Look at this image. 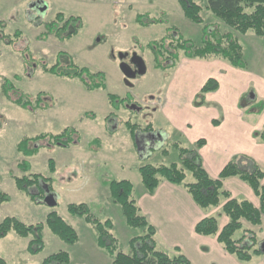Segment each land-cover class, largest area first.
<instances>
[{
	"label": "rangeland",
	"instance_id": "rangeland-1",
	"mask_svg": "<svg viewBox=\"0 0 264 264\" xmlns=\"http://www.w3.org/2000/svg\"><path fill=\"white\" fill-rule=\"evenodd\" d=\"M43 1L47 7L41 10L38 6ZM198 1L203 6L205 23L220 26L222 31L229 28L207 8V0ZM59 11L66 16H80L83 23L77 34L63 40L46 27V22ZM146 12L149 18L165 21L142 25L136 17L138 13ZM169 26L191 44L198 46L203 43V24L185 16L179 0H0V33L11 34L16 29L23 32V38L16 44L0 39V189L11 196L10 200L0 203V221L13 215L26 223L43 222L45 241L40 252L30 253L27 246L32 236L24 237L11 230L0 237V256L14 264H40L47 255L67 250L71 254L69 264H110L112 256L98 244L96 228L84 217L70 213L67 208L70 202L86 201L98 217L112 218L115 224L113 233L124 251H130L132 236L145 232L144 227L127 224L121 205L111 198L109 180L131 179L134 183L133 196L138 197L141 194L140 185L144 186L138 170L141 163L146 160L181 163L179 147L174 143L197 146V141L188 137L187 127L176 128L163 109L169 100L188 102L183 95L175 97L170 94L176 70L157 68L153 51L147 45L149 41L166 35ZM259 39L263 43L264 37L259 36ZM26 46L29 50L25 55L21 48ZM132 51L145 58L147 71L130 78L133 83L130 85L125 82L120 68V53L127 52L126 58H123L127 61V55ZM180 53L186 56L183 50ZM248 56L249 46L246 43V61ZM27 57L31 59L27 60ZM32 58L38 62L37 65L29 64ZM72 59L93 71L104 72L106 88L88 89L78 77H61L44 71L40 66L41 62L51 64L56 61L65 65ZM6 79L17 88L10 91L11 98L4 93ZM257 91L255 84H251L241 103H252V110L263 109L250 120L256 128L255 132L264 126V99L258 97ZM39 92L42 94L41 105H37ZM108 92L127 97L128 101L117 109L110 103ZM21 93L32 100L31 105L23 107L15 102L14 99ZM251 94L255 100L250 101ZM205 96L207 93L203 95L201 90L191 95L195 97L193 103L208 106L210 102ZM185 110H182L183 117L189 113ZM127 120L142 126H154L150 132L136 131L137 148ZM67 127L78 130V135L75 134V140L69 146L43 139L39 141L43 145L41 149L30 157L17 149L20 140L26 136L43 132L56 134ZM193 129L199 131V127H193L190 133L194 132ZM166 132L170 137L163 140ZM149 146L157 149L150 157L148 155L153 149H148ZM163 146L168 149L167 153L162 152ZM236 156L239 154L232 158ZM50 158H54L56 163L53 173L49 169ZM24 159L31 163L27 172L19 165ZM248 161L251 162V159ZM29 172L53 176L54 205L46 197L32 199L30 194L17 187L13 176ZM192 179L193 175L188 172L186 181ZM52 210H57L76 228L79 234L77 242H66L46 224L47 215ZM257 239L262 244L264 229L257 230ZM162 248L163 245H160ZM167 251L171 253L172 250ZM259 260L255 258L245 261V264H264V257Z\"/></svg>",
	"mask_w": 264,
	"mask_h": 264
},
{
	"label": "trees",
	"instance_id": "trees-1",
	"mask_svg": "<svg viewBox=\"0 0 264 264\" xmlns=\"http://www.w3.org/2000/svg\"><path fill=\"white\" fill-rule=\"evenodd\" d=\"M179 2L185 16L203 24V43L195 46L178 32L172 31V26H169L166 35L159 40L154 39L147 43L153 51L157 68L167 69L175 66L180 58L181 50L188 57H223L235 66L246 67L244 48L235 32L246 33L252 30L257 35L264 36V0H207V8L211 9L222 22L231 28L224 31L221 30L220 26L205 23L202 14L203 6L198 0H179ZM145 14L146 16H144ZM149 17L150 15L147 12L138 13L136 19L142 25L165 21L164 19L159 20ZM82 25L80 16H66L62 11L57 12L54 18L46 22L47 29L55 32L62 40L77 34ZM2 37L7 43L16 44L17 41L23 38V32L16 29L11 34H2ZM21 49L24 50L25 55L29 50L28 46ZM28 59L31 58L27 57ZM29 64L31 65L32 61ZM40 66L44 71L61 77H78L88 89L106 88L104 72L100 70L93 71L87 66L76 63L73 59L65 65L59 62L51 64L41 62ZM3 87L5 95L9 98H11L10 91L17 90L9 79L5 80ZM218 87L219 81L215 77H209L201 87V94L204 95V93L214 91ZM41 95V93L38 94L37 105H41ZM107 95L110 103L115 105L117 109L128 101L127 97H121L112 92H108ZM14 100L23 107L32 104V100L30 98L26 99L24 93L19 94ZM110 115H107V118ZM126 123L134 141L137 130L146 132L154 130L152 124L142 126L130 120H127ZM109 131L112 132L113 130L109 127ZM75 134L78 135V130L75 127H67L56 134L49 135L43 132L35 136H26L20 140L17 149L23 155L30 157L43 146L39 141L49 139L54 143L69 146L70 142L75 140ZM254 135L264 141V126ZM96 140L98 139L94 141ZM205 141V138H199L196 147L181 146L175 142L174 144L179 147L181 163L144 161L138 167L142 182L147 191L151 193L155 191L162 179H167L173 183H184L195 202L201 207L222 204V210L218 215H208L201 218L197 222L195 230L204 235H216L226 251L235 254L241 260H250L253 255L263 253V250L255 230L245 227L244 220L255 225L263 222L264 168L246 154H239L238 157L230 159L225 164L217 177H213L203 165L199 153V149ZM164 147L163 152L167 153L168 149ZM241 158H250L251 164L248 166L243 165ZM19 165L25 172L31 168V163L27 159H24ZM49 169L51 173L56 171L54 158L49 159ZM187 171L192 173L193 180L185 181ZM232 175L240 176L253 188L260 199V205H256L248 198H238L224 187V179ZM13 178L17 187L30 194L32 199L45 198L47 192L54 191V178L52 175L29 172L23 175H14ZM109 189L112 200L121 205L127 224L145 228L143 234L134 235L130 238V251L128 252L119 247V240L113 233L115 224L112 218L102 219L98 217L92 212L90 204L86 201L70 202L67 208L70 213L84 217L87 222L96 228L98 244L112 256L110 264H192L189 257L182 252L171 254L157 247L154 238L156 228L148 217L141 212L136 199L133 197L134 184L131 179L112 178L109 180ZM10 199V194L0 189V203ZM222 214L228 216V221L220 227L219 216ZM46 224L66 242L75 243L79 239L76 228L57 210L48 213ZM43 229V222L26 223L13 215H8L0 221V237L7 235L11 230H15L24 237L32 236L27 246L30 253H38L44 248ZM239 232L242 233L239 235ZM70 262L71 254L67 250H58L47 255L40 264H69ZM0 264L14 263L0 256Z\"/></svg>",
	"mask_w": 264,
	"mask_h": 264
},
{
	"label": "crops",
	"instance_id": "crops-1",
	"mask_svg": "<svg viewBox=\"0 0 264 264\" xmlns=\"http://www.w3.org/2000/svg\"><path fill=\"white\" fill-rule=\"evenodd\" d=\"M229 29L231 28L227 30ZM251 31L235 32L243 45L244 52L245 44L249 46L246 67L232 66L220 57L195 60L194 57L184 55H180L176 65L170 67L176 70L172 78L170 94L175 97L183 95L188 102L169 100L167 104H164L163 109L176 128L187 127L189 131L187 135L192 141L205 138L206 141L200 147L199 153L203 165L213 177L219 175L225 164L235 154H246L264 168V141L254 135L256 128L250 121L263 109L252 110L253 105L250 102L241 104L251 84H255L258 97L264 99V41L260 42V35L257 36L254 31L255 34ZM209 77H215L219 81L218 89L207 92L205 96L210 105L193 103L195 97L192 98L191 95L195 92L197 94V90H201ZM251 97L250 101L255 100L252 94ZM183 109L189 112L188 116L183 117ZM193 127H199V131L193 129L194 132L190 133V128ZM169 137V133L166 132L163 140ZM134 143L137 148L136 141ZM151 148L153 150L148 157L157 150L154 147H148V149ZM240 160L245 166L251 164L248 158ZM144 187L141 184V194L133 197L141 212L156 228L154 238L158 248L163 245V250L171 249L173 254L182 252L189 257L192 264H245V261H253L255 258H260L259 262L263 260L264 252L253 255L250 260H241L235 254L226 251L216 235L196 232L197 222L205 216L218 215L222 210V204L201 207L195 202L184 183H173L167 179H162L152 193ZM224 187L234 196L248 198L256 205H260V199L253 188L240 176L232 175L225 178ZM227 221L226 214L219 216L220 227ZM244 225L255 230L257 234V230L264 229V216L261 224L255 225L244 220ZM241 233L239 232V235Z\"/></svg>",
	"mask_w": 264,
	"mask_h": 264
},
{
	"label": "water",
	"instance_id": "water-1",
	"mask_svg": "<svg viewBox=\"0 0 264 264\" xmlns=\"http://www.w3.org/2000/svg\"><path fill=\"white\" fill-rule=\"evenodd\" d=\"M46 5L41 8V10L46 9ZM126 53H120V58L123 59ZM131 62L135 64V68L132 67ZM131 62H127L125 60H122L120 62V68L125 75V82L127 84L132 85L133 83L131 82L130 78L135 77L137 74H143L146 73L147 71V62L145 58L138 54L137 52H133L131 56ZM47 201L51 204L54 205L56 203V198L54 197L53 193L50 192L48 195H46ZM261 248L264 251V241L261 244Z\"/></svg>",
	"mask_w": 264,
	"mask_h": 264
},
{
	"label": "flooded vegetation",
	"instance_id": "flooded-vegetation-1",
	"mask_svg": "<svg viewBox=\"0 0 264 264\" xmlns=\"http://www.w3.org/2000/svg\"><path fill=\"white\" fill-rule=\"evenodd\" d=\"M45 5L47 6V4L43 1L41 4H39L38 7L42 8V7H44ZM2 34H3V33H0V39H3V40H4V38L2 37ZM59 39H60V38H59ZM4 41H5V40H4ZM28 48H29V46H28ZM132 53H133V51L130 53V55H129V54L127 55V57H128L127 62H131V56H132ZM125 58H126V57H125ZM32 59H33V61H32V64H31V65H33V64H34V65H37L38 62L36 63V62L34 61L35 59H34V58H32ZM122 60H123V59H122ZM122 60H120V62H121ZM125 61H126V60H125ZM40 62H41V61H40ZM56 62H57V61H56ZM131 65H132L133 68H135V64H134L133 62H131ZM137 75H138V74H137ZM137 75H136V76H137ZM124 80H125V75H124ZM48 193H50V192H48ZM48 193H47V194H48Z\"/></svg>",
	"mask_w": 264,
	"mask_h": 264
}]
</instances>
